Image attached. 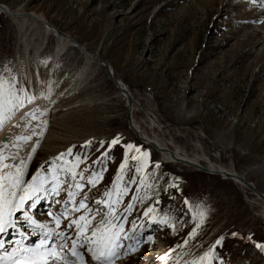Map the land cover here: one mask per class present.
<instances>
[{
	"label": "rangeland",
	"instance_id": "obj_1",
	"mask_svg": "<svg viewBox=\"0 0 264 264\" xmlns=\"http://www.w3.org/2000/svg\"><path fill=\"white\" fill-rule=\"evenodd\" d=\"M233 1L236 5L230 7ZM245 1L0 0L9 8L22 6L26 12L43 16L112 67L114 75L97 64L83 70L84 61L73 47L53 59L55 41L47 34L37 50L29 46L25 51L16 25L0 14V73L9 81L14 77L17 89L44 88L48 84L61 92L53 112L55 118L46 127L57 138L44 141L46 148L34 154L27 180L42 165V176L58 166L77 173L88 169L76 200L87 196L86 204L92 210L89 218L95 216V225L104 218L97 214V208L107 211L96 201L108 199L104 193L112 188L125 158L124 145L132 144L148 153L140 165L131 160V155L140 154L134 150L130 153L121 182L128 188V195L119 205H113L115 215L121 217L113 222L123 223L125 232L131 234L133 221L137 233L142 227L145 231L137 237L139 244L124 241L136 251L127 256L121 252L115 264H191L213 251V245L215 258L207 257L203 264H264V251L256 247L257 243L264 244L262 210L253 206L231 179L163 162L154 147L136 138L114 82L122 81L142 105L153 104L156 118L167 126L165 130L179 131L177 138L171 133L177 145L203 148L210 158L232 163L264 192V15L258 13L259 9L264 11V3ZM70 83L73 90L68 91ZM195 132L203 135L199 142ZM117 137L119 143L109 149ZM86 141H92L91 145L83 146ZM101 141L105 142L103 146ZM48 143L55 147L49 149ZM69 148L71 154L54 164L53 158ZM105 151L108 158L94 163ZM77 157L81 162L73 168ZM135 166H141L140 173L135 172ZM102 168H106L102 179L95 186L87 184L91 171ZM144 175L145 185L137 187ZM133 176L135 182L130 183ZM64 177L61 171L60 179ZM68 185L75 190L70 173L67 184H61L60 194L49 195L36 208L45 203L41 208L57 209L58 213L67 199ZM133 195L139 198L133 200ZM112 199H116L115 190ZM129 201L133 207L125 212ZM197 205L204 216L193 219ZM68 207H73L71 202ZM149 207L154 211L144 217ZM86 210L70 213L68 219ZM30 213L37 215V210ZM165 214L166 224L149 226V220L162 219ZM65 222L62 219V227ZM194 228L196 233L190 237ZM67 234L71 236L70 231ZM218 239L221 243L216 245Z\"/></svg>",
	"mask_w": 264,
	"mask_h": 264
},
{
	"label": "snow or ice",
	"instance_id": "obj_2",
	"mask_svg": "<svg viewBox=\"0 0 264 264\" xmlns=\"http://www.w3.org/2000/svg\"><path fill=\"white\" fill-rule=\"evenodd\" d=\"M253 4L264 3V0H251ZM23 93V95H21ZM43 95V94H42ZM47 98V97H45ZM36 99L35 96H28L24 89H17L15 84V78L13 77L11 81L4 78L3 73H0V128L6 123L12 115L16 113L20 108H23L26 103H32ZM47 110H41L39 108H33L32 110L25 112L21 117L22 121L28 120L30 117L32 120H36L37 127L41 124L44 127H40L39 131L37 128L32 129V136H25L23 133L12 139V144L16 151L10 153L8 156L3 154V148H0V234H7L9 229L17 230L21 237H24L23 232H19L18 223L23 220L27 223L29 227H34L39 233H41V238L38 244L31 247H26L21 244L20 247L14 249L12 254V264H114V261L120 258L121 252L124 256L129 255L131 252L136 251V248L129 243L125 246V240H134L136 244L140 241L137 239L138 236L144 234L145 229L142 227L140 232H136V222H132L131 234L125 232L123 223H115L113 220L119 221L121 217L115 215V209L113 205H119L122 201L123 196L128 195V188L126 186H121L123 181V173L128 167V158L130 153L134 150L140 155H131V160L136 161L137 165L142 163V158L148 156L147 152H143L139 147L132 144L124 145L125 148V158L121 162L118 170L117 176L113 180L112 188L105 191L104 196L107 200H98L96 204L104 205L107 208L106 212H103L101 208H97V214L102 215L104 218L101 219L95 225L93 221L95 216L89 218L92 210L88 208L86 204L87 196H83L80 200H76V196L80 194V190L84 187V171H89L85 169L82 172H75L71 168L65 169L62 166L49 168L44 175H41V170L44 168L42 165L40 169L37 170L31 176L30 180H25V175L27 173L28 165L32 160L33 155L36 152L37 147L40 144V139L43 137L44 132L47 127V120L41 119L46 115ZM31 121H29L30 123ZM19 127V124L17 125ZM27 127V125H25ZM35 136L37 139L31 145V151L28 153L27 160L20 156V152L23 151L24 145L32 140ZM9 138L5 137L0 144L4 147L8 146ZM92 141H86L85 147L91 145ZM104 141H101V146L104 145ZM119 143V137L114 138L110 144L109 149L114 145ZM72 149L69 148L67 153H61L58 157L53 158V163L56 161H63L66 154L70 155ZM108 151L101 154L94 163H99L101 160L108 158ZM87 157H85L86 159ZM6 160H11V163H5ZM19 161V162H17ZM79 157L76 159V163L73 168L80 163ZM159 165H157L158 167ZM106 168H102L99 171L92 170L91 175L87 177V184L95 186L96 183L102 179V173ZM65 172V177L63 180L60 179V172ZM135 172H141V166H135ZM51 173V175H49ZM67 173L71 174V178L74 184L68 185L67 199L63 202V210L58 213H47L48 216L52 217L51 221L41 222L34 218L30 214L29 209H35L38 204L49 195H59L63 190L61 184H67ZM77 176L80 179H77ZM136 177L133 176L130 183L135 182ZM147 176L140 177V185L137 187L145 185ZM171 186V185H170ZM151 187V185H147ZM116 192V199H112L113 191ZM139 197L133 195V200ZM145 199L147 196L144 197ZM72 203L73 207L69 209L68 204ZM59 203V202H58ZM186 205L189 204L187 199L184 202ZM133 207L132 201H129L125 212ZM198 211L193 213V219L197 216L203 217L204 212L200 211L199 205L196 206ZM82 209H87L78 218H72L68 220L65 228L61 229L62 219L67 220L70 213L80 212ZM152 207L147 208L143 216L148 217L149 213L153 212ZM17 213H22L21 216H17ZM127 219V217H123ZM54 221V226H53ZM202 222V220H201ZM149 226L153 223L166 224L167 214L162 219H156L153 217L149 220ZM200 224L196 225L199 228ZM74 228L73 239L71 236L67 235L70 230ZM196 229L194 228L189 236H194ZM36 234V233H33ZM233 235H236L233 233ZM151 237H149L150 239ZM222 239V238H221ZM221 239L216 241V245L221 243ZM248 239H251L249 237ZM60 241L57 243V241ZM69 241H71L69 247ZM4 241L0 240V248L4 247ZM187 243V241H185ZM256 247L264 251V244L257 243ZM68 248L67 252L63 250ZM215 245H213V251L210 253H205L198 260H193L191 264H203L205 258L212 257L215 258ZM17 254L19 259H17ZM88 257L86 260L85 257ZM159 259L163 260L164 257ZM0 264H3V258L0 257Z\"/></svg>",
	"mask_w": 264,
	"mask_h": 264
},
{
	"label": "bare ground",
	"instance_id": "obj_3",
	"mask_svg": "<svg viewBox=\"0 0 264 264\" xmlns=\"http://www.w3.org/2000/svg\"><path fill=\"white\" fill-rule=\"evenodd\" d=\"M235 5L236 3L233 1V5L231 4L230 7ZM262 6L264 5H261V8H263ZM257 9H259V6ZM259 10L260 11L258 13L264 15V11H261V9ZM0 14H3L4 16L8 17V19L14 25H16V28L20 33L21 43L22 46L24 47L23 49L25 51H28L27 49L31 47H33L34 50H37L39 48V41L42 40L43 36L47 34L49 36L51 35L55 41L53 54H52L53 59H56L57 56L60 55V53H62L64 49L68 47H73V48H77L80 56L84 61L83 70H85L89 65L91 66V64H97L103 66V64L99 63L101 59H98L94 54L85 50L84 47H82L69 35H67L64 32H61L60 30L52 26L43 16L35 14L34 12H26L22 9V6L21 7L18 6L16 8H9L4 4H0ZM242 14L243 13L241 12L240 15ZM250 33H251L250 35H256L254 32H250ZM79 48L82 50H80ZM53 59L51 61H53ZM105 63L109 66V70H110V73L107 72V74L114 75L112 67L107 62ZM50 69L51 68H49V70ZM83 70L79 72V75L83 73ZM115 80H117L115 84L119 93V95L117 96H120L124 104H126L125 115L127 121H129V126L131 127L133 133L135 134L136 138L139 139V141L143 142L147 146L154 147L157 150L163 162H168L179 168L201 170L212 174H217L221 178L231 179V181L237 187H239L241 190L245 192V194H247L248 201L251 202L253 206H258L260 210H262L261 215L264 220V192L259 191L254 186L253 183L247 180V178L243 173L235 169L232 163L223 164L222 162H220L221 160L217 161L214 158H210V156L208 155V151H206V149L203 148L202 150L201 148L199 150V149H195L194 146L192 148H186L184 147L185 145L184 146L177 145L173 140L174 136H171L172 132L169 130H165L167 126L165 124L162 125V123L159 122L158 120L159 118L158 119L156 118L157 116L155 113L156 109H154L153 104L150 105L147 104L146 106L142 105V103H139V99L137 98L138 96L136 97V95L132 94V92L129 91V89L122 81H120L119 79H115ZM72 85L70 83L68 91L73 90ZM24 90L28 96H35L36 99L32 103H26L23 108H20L18 111H16V113L6 121L3 127L0 128V141H3L5 137L9 138L7 147H4L3 144H0V148H3V154L5 156H8L10 153L16 151L15 147L12 144V139L14 137L19 136L22 133L25 136H32V129L34 127L37 128V131H39L40 127H44V125L42 124L39 127H37L38 122L36 120H32L30 117L28 118V120L22 121L21 117L24 115L25 112H28L33 108H39L41 110L46 109L47 110L46 115L43 116L41 119L47 120L48 123H51L55 118L53 112L56 110V106H57L56 102L57 99L59 100V96L61 94L60 91L52 90L48 86V84H46L44 88H36L30 90V89H26L25 87ZM137 114H140V116L138 115L139 117H137L136 116ZM139 119L141 120V122ZM29 121L31 122L29 123ZM18 124L19 127H17ZM25 125H27V127H25ZM46 130L47 131L44 132L43 137L40 139V144L37 147L35 154L38 152L40 148L43 147L46 148V145L42 144L44 141L47 143V141H51L52 139L57 138L48 129ZM177 132L179 131H177V129H174V132L172 133V134L174 133L176 134L175 138H177V136H180V133L177 135ZM200 132H195V134L197 135V137L195 136L196 140H198L197 142L200 141L201 139L200 137H203V135ZM169 138H171L170 142L168 141ZM36 139L37 137L33 136L32 140L29 141L27 144H25L23 151L20 152V156H22L25 160H27L28 153L31 151V145L35 142ZM48 146L49 149L55 147L53 144H49V143ZM31 161L28 165V169L30 167ZM5 163H11V160H6ZM26 175H25V180L27 181ZM34 233H36L37 235L41 234L37 232ZM12 240L13 239H10L8 242Z\"/></svg>",
	"mask_w": 264,
	"mask_h": 264
},
{
	"label": "water",
	"instance_id": "obj_4",
	"mask_svg": "<svg viewBox=\"0 0 264 264\" xmlns=\"http://www.w3.org/2000/svg\"><path fill=\"white\" fill-rule=\"evenodd\" d=\"M79 49H80V48H79ZM80 50H82V49H80ZM99 63L103 64V67H104L105 71L110 73L109 66H108L106 63H104V62L101 61V60H100ZM114 82H117V80L114 79Z\"/></svg>",
	"mask_w": 264,
	"mask_h": 264
}]
</instances>
